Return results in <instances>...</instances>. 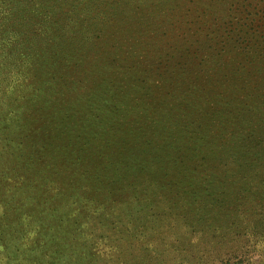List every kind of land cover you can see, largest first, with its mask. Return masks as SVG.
<instances>
[{"label":"rangeland","instance_id":"rangeland-1","mask_svg":"<svg viewBox=\"0 0 264 264\" xmlns=\"http://www.w3.org/2000/svg\"><path fill=\"white\" fill-rule=\"evenodd\" d=\"M259 1L0 0L1 223L9 190L24 168L41 163L90 168L98 154L135 140L138 125H183L180 118L168 119L170 113L198 103L219 70H232L225 60L237 58L233 73L242 72L244 61L264 70L261 35L245 55L240 46L250 38L230 29L235 23L247 26ZM259 115L251 123L259 126L254 132L259 147L250 152L259 165L253 172L263 178L264 108ZM220 119L226 121V115ZM211 135L199 148L205 152L201 164H218L242 143L229 141L228 129L221 141ZM182 138L176 136L178 145ZM218 144L222 150L214 148ZM229 171L212 172L214 182L203 171L195 192H179L176 220L193 219L198 228L187 234L175 264H264V183L252 192L256 197L246 201L247 190L238 208L225 207L219 187L234 185Z\"/></svg>","mask_w":264,"mask_h":264},{"label":"trees","instance_id":"trees-1","mask_svg":"<svg viewBox=\"0 0 264 264\" xmlns=\"http://www.w3.org/2000/svg\"><path fill=\"white\" fill-rule=\"evenodd\" d=\"M258 6L247 26L235 23L230 28L243 39L250 38L240 46L245 55L258 35L264 41V0ZM231 59L225 61L233 64L232 70H219L198 103L188 102L170 113L168 119L180 118L183 125L177 121L173 126L159 121L138 125L135 140L118 143L111 152L101 151L104 155L98 154L90 168L61 164L52 168L44 163L24 168L9 190L4 222L0 220V264H175L187 234L198 228L193 219L176 220L181 199L177 198L180 191H196L194 182L203 171L210 175L206 180L214 182L212 172L230 170L234 185H221L226 193L219 187L225 207L238 208V198L247 190L251 194L246 201L256 197L264 177L254 173L259 165L253 164L256 153L250 150L257 151L260 138L254 134L259 126L252 128L251 123L259 121L264 108V70L244 61L242 72L233 73L239 62ZM222 113L226 121L220 119ZM225 128L232 135L229 141L241 140V145L230 148L218 164H201L205 152L199 148L212 133L221 141ZM176 131L183 136L179 145L175 138L181 135H174ZM214 148L223 149L220 144ZM78 162L83 163L80 158ZM246 173L253 174L248 178ZM225 212L219 215L222 227Z\"/></svg>","mask_w":264,"mask_h":264}]
</instances>
